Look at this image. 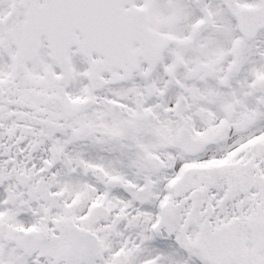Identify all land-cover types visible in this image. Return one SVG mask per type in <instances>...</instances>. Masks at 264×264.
<instances>
[{
  "label": "snow or ice",
  "instance_id": "obj_1",
  "mask_svg": "<svg viewBox=\"0 0 264 264\" xmlns=\"http://www.w3.org/2000/svg\"><path fill=\"white\" fill-rule=\"evenodd\" d=\"M0 264H264V0H0Z\"/></svg>",
  "mask_w": 264,
  "mask_h": 264
}]
</instances>
